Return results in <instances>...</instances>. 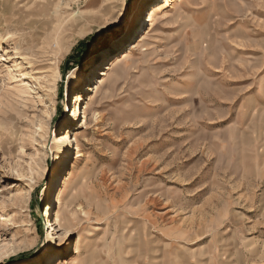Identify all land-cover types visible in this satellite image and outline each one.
Wrapping results in <instances>:
<instances>
[{
	"label": "rangeland",
	"instance_id": "1",
	"mask_svg": "<svg viewBox=\"0 0 264 264\" xmlns=\"http://www.w3.org/2000/svg\"><path fill=\"white\" fill-rule=\"evenodd\" d=\"M159 1L0 0V264H264V0Z\"/></svg>",
	"mask_w": 264,
	"mask_h": 264
},
{
	"label": "bare ground",
	"instance_id": "2",
	"mask_svg": "<svg viewBox=\"0 0 264 264\" xmlns=\"http://www.w3.org/2000/svg\"><path fill=\"white\" fill-rule=\"evenodd\" d=\"M170 1L171 0H160L158 3L156 2V3H152V5L150 4L151 6L147 9V12L145 14V22H149L148 24L151 25L153 21L155 20L157 14L162 10V8L165 5L169 4ZM16 4L19 5V2L14 3L13 5H16ZM18 9L22 10L20 8ZM138 15L139 13L136 11L134 18L138 17ZM126 19L123 20V22L126 21ZM127 23L128 21L124 23L125 26L127 25ZM6 34L7 35L5 36L9 38L10 37L9 33H6ZM1 37L2 36L0 35V41H1ZM134 47L135 46L133 45L132 47H130V49L126 48L120 54L112 55L110 58H108L105 65L107 66L111 65V67L109 66L110 69H108V71H105V69H101L100 71V74H101L100 76H102L101 80H105L109 78L111 75H113L114 73H116L120 69L123 61L132 53V50ZM3 59L12 61L15 67V72H19L17 73V76H19L20 78H23V79H19V77H16V74H15L14 82L17 83L15 85L16 94L19 93L20 96L26 95L29 98L30 88L28 87V85L23 84L25 80L24 77L27 76V77H31L36 83H38L41 86V88H43L45 95L50 100L57 99V98H54V96L56 97L58 93L57 85H56V80L58 79V74H57L58 70H57L56 65L52 61L47 60L43 56L39 55L38 52L37 53L34 52L33 49L20 46L19 44L18 45L14 44L9 50L6 48L0 49V60H3ZM101 80H99L98 83H100ZM75 81H77V76L73 79V82ZM73 82L70 83L69 88L73 86L74 84ZM89 90L92 91V85L91 87H88V89H86V91H89ZM98 90H99V85L95 83V88L93 91L97 92ZM78 99H80L81 101L83 100V98H81V95L79 97H76V100ZM1 120L2 119H0V121ZM3 134H4V131H3ZM61 193L62 191L59 192V196H61ZM73 197L69 199L68 201H66V203H70ZM47 214H48V209L43 212L42 216L45 217ZM53 220H54V224H56L55 226L62 227V223L60 221V211L56 208L53 213ZM58 237L60 238V235H58ZM55 247L61 248L59 244H57ZM56 264H64V262L62 261V259H58V261H56Z\"/></svg>",
	"mask_w": 264,
	"mask_h": 264
},
{
	"label": "snow or ice",
	"instance_id": "3",
	"mask_svg": "<svg viewBox=\"0 0 264 264\" xmlns=\"http://www.w3.org/2000/svg\"><path fill=\"white\" fill-rule=\"evenodd\" d=\"M76 76H77V81H75L73 83H76L77 86H79L80 82H86L88 80V78L90 76V69L82 66L81 70H79L76 73ZM70 109H71V105H69V109H68L69 112H70ZM66 119H67L68 125L71 126L73 121L71 119V116L68 115L67 113H66ZM61 243H63V242H61ZM60 251H61L60 248H56L54 245L52 246V248H51V255H52L51 264H56L57 259L63 258V257L57 255V253H59Z\"/></svg>",
	"mask_w": 264,
	"mask_h": 264
}]
</instances>
